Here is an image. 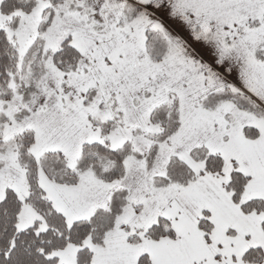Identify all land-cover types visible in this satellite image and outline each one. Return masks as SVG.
I'll list each match as a JSON object with an SVG mask.
<instances>
[{
    "label": "snow or ice",
    "instance_id": "snow-or-ice-1",
    "mask_svg": "<svg viewBox=\"0 0 264 264\" xmlns=\"http://www.w3.org/2000/svg\"><path fill=\"white\" fill-rule=\"evenodd\" d=\"M0 264H264V0H0Z\"/></svg>",
    "mask_w": 264,
    "mask_h": 264
}]
</instances>
